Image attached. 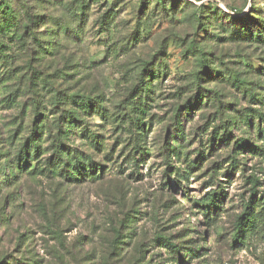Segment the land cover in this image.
Here are the masks:
<instances>
[{
	"label": "rangeland",
	"instance_id": "1",
	"mask_svg": "<svg viewBox=\"0 0 264 264\" xmlns=\"http://www.w3.org/2000/svg\"><path fill=\"white\" fill-rule=\"evenodd\" d=\"M194 1L10 0L19 22L0 34V262L264 264V141L255 129L264 124L239 119L254 112L264 120V0ZM208 3L218 8L200 12ZM221 11H253L250 24L262 28L232 35ZM199 49L220 74L197 85ZM149 71L151 90L140 93ZM232 75L244 85L224 82ZM73 96L101 109L78 112ZM190 103L201 106L189 114ZM141 104L143 156L132 150L138 131L129 122L137 124ZM69 113L80 128L65 145L92 157L84 173L101 179L15 178L16 147L36 114L54 135ZM178 120L184 138L176 140ZM237 141L248 148L236 150ZM214 194L219 208L208 210ZM250 204L256 227L237 239Z\"/></svg>",
	"mask_w": 264,
	"mask_h": 264
},
{
	"label": "trees",
	"instance_id": "2",
	"mask_svg": "<svg viewBox=\"0 0 264 264\" xmlns=\"http://www.w3.org/2000/svg\"><path fill=\"white\" fill-rule=\"evenodd\" d=\"M157 2H162V0H157ZM82 8H85L86 5H82ZM218 8L217 4L215 3H208L203 5V8L200 9V12L202 11H209L215 10V8ZM218 10V9H216ZM220 11V9H219ZM218 13V12H217ZM221 18H225L227 20V24L232 30V35L236 34H243L247 35L248 33H252V30L254 27L262 28L260 25L256 24H250V21H253L251 18V15H253L252 12H247L245 15L241 17H234L228 14L227 12L221 11ZM27 14V20L30 23H34L32 18H29V12L26 11ZM205 18V17H203ZM219 18V17H218ZM217 19V18H216ZM18 18L15 14L13 8L10 6V0H0V34L3 33V35H8L9 32L16 29L18 27ZM102 26H105L104 30L108 31L109 23H107V20L104 18V22H102ZM251 25H254L251 26ZM26 28H29L26 26ZM245 28V29H243ZM259 38L262 37L261 32L259 31V34H257ZM188 52H194L193 50H188ZM197 54L199 55L198 62L200 63V70L197 71L195 76V82L197 85H200L201 82H203V78H210L215 77L213 75L220 74L217 71L211 70L206 61L204 60V53L200 49ZM155 71H149V74L143 77V86L140 90V93L146 94L147 92H150V84L152 78H155ZM149 79V80H148ZM226 83H231L233 86L239 85L243 86L242 80L237 75H232L229 80H224ZM200 90V89H199ZM76 96H73L71 98V101L74 102V104H77V111L81 113H89L93 108L101 109L99 106H96L94 101L88 97H82L79 99L78 102L75 101ZM140 101H142V98L145 97L142 94H139ZM13 100V97L11 98ZM189 106L185 107V112L192 114L199 106H201L199 103L194 104H188ZM142 108H139L137 112H133L135 116L139 119L137 124L132 119L133 117H129V122L133 126H135V129L138 131L137 137L135 138L134 146H133V152L135 154H141L142 156L146 153V138H147V129L146 124L142 121L143 116L145 115V112L143 111V105L141 104ZM259 117V121L264 124V120L259 113H243L240 116V123L245 126H250L252 124L253 118ZM40 115L36 114L33 127L31 128L29 137L25 139H20L17 147H16V153L14 158V163L12 170L16 171L17 175L15 178H21L22 176L28 175V176H43L48 179L51 178H60L63 181L78 186L83 182L86 181H92L95 182L102 177L101 175H91L90 177L87 176L84 172L85 169H87V164L94 165L92 163V157L85 156L84 154L79 153L75 149H70L69 146L65 145V142L70 141L72 138V135L75 131L79 132L80 126L78 125V121L75 119V115L73 113H69L68 116L61 118L60 120L55 122V129L56 133L53 135L52 131L48 125V117H41L40 121ZM63 120V121H62ZM221 130H226L224 127L220 128ZM256 133L258 136L262 137V141H264V127L261 126V123H259L256 127ZM84 130L83 132H85ZM175 138H184V131L183 126L181 123V120H178L175 124L174 128ZM227 133V131H226ZM84 136H86V132L84 133ZM177 136V137H176ZM90 138V137H88ZM214 139H219L221 141H225V135H221L220 133H216ZM52 140V145L50 147L44 149V144L46 142H49ZM92 142L97 145V140L92 138ZM236 145L238 148L236 150H244L248 148V143H240V141L236 142ZM46 154H49L48 157H45ZM174 154V153H173ZM9 153L6 154V159H8ZM8 161V160H6ZM9 163V162H7ZM6 163V164H7ZM30 163H33V166H28ZM10 164V163H9ZM89 168V166H88ZM1 191V189H0ZM219 197L217 195H212L209 198H206L204 200V206L206 209L210 210L212 208H219ZM251 204L246 207V214L242 215L238 220V235L237 239L240 238V235H243L245 237L248 232L252 233L256 227L255 225V218H252V212H250ZM248 212V213H247ZM120 234L119 229L115 231V239L118 240ZM161 239V238H160ZM164 240V247L170 249L172 253L176 256H180V251L177 249L178 247L173 244L172 239H163ZM178 259V258H177ZM176 259V261H178ZM0 264H3V262H0Z\"/></svg>",
	"mask_w": 264,
	"mask_h": 264
},
{
	"label": "built area",
	"instance_id": "3",
	"mask_svg": "<svg viewBox=\"0 0 264 264\" xmlns=\"http://www.w3.org/2000/svg\"><path fill=\"white\" fill-rule=\"evenodd\" d=\"M190 1H193V2H195L194 0H190Z\"/></svg>",
	"mask_w": 264,
	"mask_h": 264
}]
</instances>
